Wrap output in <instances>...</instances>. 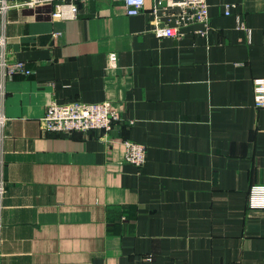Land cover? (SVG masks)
<instances>
[{"label":"crops","instance_id":"1","mask_svg":"<svg viewBox=\"0 0 264 264\" xmlns=\"http://www.w3.org/2000/svg\"><path fill=\"white\" fill-rule=\"evenodd\" d=\"M27 1L6 29L27 72L0 74L1 264H264V209L248 207L264 185V0H208V34L181 39L155 34L153 0L137 16L81 0L69 19ZM77 101L121 120L107 136L42 129L52 102ZM125 141L147 148L141 168Z\"/></svg>","mask_w":264,"mask_h":264},{"label":"built area","instance_id":"2","mask_svg":"<svg viewBox=\"0 0 264 264\" xmlns=\"http://www.w3.org/2000/svg\"><path fill=\"white\" fill-rule=\"evenodd\" d=\"M54 18H76L79 13L78 2L81 0H57ZM153 15L156 20L155 34L162 37L183 38L184 29L199 24L204 26L198 33L206 36L210 29V14L208 0H153ZM45 0H28L23 4L27 8H35ZM127 14L137 16L145 8L146 0H124ZM10 0H0V74L11 79L17 73H26L22 62H10L8 59V38L6 34L7 18L11 9L16 7ZM232 6L226 5V15L231 14ZM238 28L251 35L242 20L237 17ZM4 83L0 82V98L4 94ZM257 107H264V101L257 102ZM121 118L113 109L110 101L87 103L82 101L60 104L52 102L43 116L42 129L49 133L71 135L76 132L102 131L107 136L111 133ZM6 125V117L0 115V146L2 131ZM1 155V150H0ZM147 159V148L133 141H125V161L137 168H141ZM8 193L3 164L0 165V231L2 229V213L5 198ZM248 207L264 209V185H254L250 189ZM152 257L131 264H151ZM1 264V252H0Z\"/></svg>","mask_w":264,"mask_h":264}]
</instances>
